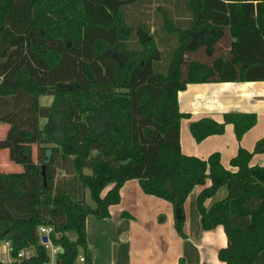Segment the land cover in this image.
<instances>
[{"label": "trees", "instance_id": "16d2710c", "mask_svg": "<svg viewBox=\"0 0 264 264\" xmlns=\"http://www.w3.org/2000/svg\"><path fill=\"white\" fill-rule=\"evenodd\" d=\"M179 2L189 6L185 22ZM158 39L176 43L166 57ZM229 81H264V0H0V104L13 102L0 114L10 126L0 149L21 166L0 169V241L11 247L10 264L50 262L41 226L53 227L56 264H93L87 218L110 217L132 179L173 206L179 231L187 197L202 187V227L223 226L228 241L218 258L264 264V166L251 164L264 139L254 151L239 147L235 170L219 152L203 159L181 150V120L190 115L178 92ZM48 95L52 104L42 106ZM230 123L241 140L257 114L202 118L190 132L200 142Z\"/></svg>", "mask_w": 264, "mask_h": 264}, {"label": "crops", "instance_id": "0c3cea01", "mask_svg": "<svg viewBox=\"0 0 264 264\" xmlns=\"http://www.w3.org/2000/svg\"><path fill=\"white\" fill-rule=\"evenodd\" d=\"M172 3L175 4V2ZM167 4L170 8L174 7L170 3ZM178 5L180 6L178 21L185 22L190 18L188 17L190 15L189 6L182 2H179ZM177 97H179L180 111L190 115V117L181 120L180 126L181 150L187 155L207 159L214 152H219L222 165L227 169L235 170L230 166V162L237 155L239 147L254 151L256 143L264 139V81L193 83L189 84L185 90L179 91ZM229 112L257 114V123L241 140L237 139L234 126L231 123L225 126L224 133L212 134L200 142L190 132V125L194 121L202 118H214L223 122L224 114ZM0 153L2 156L0 169L14 171L21 168L20 165L9 160L7 149H0ZM251 164L264 166V152L255 153ZM201 190L202 187L196 186L185 201L184 205L187 209L189 201L192 205V197L195 200ZM109 208L110 218L104 221L105 223H96L95 231L97 232H90V227L95 225V222L89 221V216L86 221L87 244L92 252L93 264H97L98 251L101 249L107 251L108 248L113 250V246L115 250H113L114 254L110 264H117L118 260L121 262L119 264H180L181 261H184V264H224L218 258V251L228 245L223 226H217L213 230H204L200 221V213H193L195 225L194 228H191L187 212L185 234L182 238L177 236L171 204L162 198L146 194L136 179L124 183L121 188L120 203L111 205ZM141 209H143L142 212ZM164 209L168 213L166 220L169 227L162 228L163 231L154 240V248L151 246L152 251L148 252L144 249L147 244L140 245L137 241H133L134 229L142 232L145 230V225L139 226L131 219L122 220V213L129 211L134 214L136 212L138 220L143 219L144 222H147V219L151 220L152 216L157 217L162 214ZM110 240L113 244L112 247L107 244ZM2 245L4 246L1 247ZM116 247L119 248V252ZM8 248H10L9 243L0 241V262L5 264L14 261L11 251L10 255L8 254L9 258H6L5 251ZM60 250V248L57 250L55 257ZM101 252L102 255L106 254L105 251ZM104 257L98 258L103 261ZM127 258H129L128 263L125 262ZM53 260L52 264H56L55 258Z\"/></svg>", "mask_w": 264, "mask_h": 264}, {"label": "rangeland", "instance_id": "374dc122", "mask_svg": "<svg viewBox=\"0 0 264 264\" xmlns=\"http://www.w3.org/2000/svg\"><path fill=\"white\" fill-rule=\"evenodd\" d=\"M155 27H159V25H155L154 28ZM158 43H159L160 48L162 50L163 57H166L167 53L168 54H169V52L171 53V50L176 45V43L174 41L173 42H165V41L160 40V39H158ZM39 101H40V104L42 106H47L48 107V105H51L52 104L53 98L51 96H49V95L48 96H41L39 98ZM12 104H13V102H10V100H6L3 103H1L0 104V114H4V113L8 112L12 108ZM46 121H47L46 119H42L41 120V124L44 125L46 123ZM9 128H10V126L8 124H6V123H0V141L1 142H3L6 139L5 136H6L7 132H8V130H9ZM36 153H37V149L35 147H33L32 155L34 157H36L37 156ZM5 154H7V153H5ZM1 157L2 156H0V158ZM20 169L21 168H19V170ZM7 171H10V170L8 169ZM209 183H210V180L208 179L207 180V184H209ZM226 192H227L226 189H222L221 192L218 195L219 198L225 196L226 195ZM188 197H187V199H188ZM196 200H197V198H195V200H194L193 197H192V205L193 206L191 205V201H189V203H188V209L185 206L186 215H187V212H188V217L190 219L189 220V223L191 224V228H194V225H195V223H194V216H192L193 213H195V214L198 213L199 214L198 205H197ZM86 202L89 203V204H91V205H93V201L90 198V192H89V190H87ZM166 202L169 203L168 201H166ZM212 202H213V200L212 199H209V200L206 201L205 204L207 206H211L210 204ZM171 207H173V206L171 205ZM20 210H22V212L28 211L27 209H20ZM142 211H143V209H141V212ZM167 214L168 213L166 212V209H164L162 211V214L158 215L157 217H153L152 216L151 220L150 219H147V222H149V223L144 222L143 219L142 220H138V218L136 216V212L134 214L133 213H130L129 211L127 213H124L123 212L121 218H122V220L126 219V221H128L129 219H131L132 221H135L136 224L139 225V226H141V225L144 226L145 225V227H144L145 230H143L142 232H138V230H135L136 228L134 229L135 235L133 236L134 239L133 238L132 239H133V241H137L138 243H140V245L147 244V246H145L144 249L147 250L148 252H151L152 251L151 246L153 248L155 246L154 240H155L156 236H158V234H160L163 231L162 228H165L166 229V228L169 227L168 221L166 220ZM173 214H174V208H173ZM108 218H110V217H107L106 219L100 220V219L95 218L93 215H89V221H94L95 222V225H91L90 232L93 233L95 231V227H97L96 226V223H105L104 221L108 220ZM186 220H187V216L185 218V222H186ZM185 222H184V226H183L182 231H179L177 229L176 224H175V215H174V224H175L176 235L177 236H180L181 238L185 234V230H184L185 229V225H186ZM162 225H164V226H162ZM95 232H97V231H95ZM105 232L107 233V230ZM101 234H102V232H101ZM107 244H108L109 247H112L113 246L111 240ZM3 246L4 245H2L1 247H3ZM116 248H117V252H119V248L118 247H116ZM58 249H59V247H57V246H55L53 244L52 245H49L48 250H49V255H50L51 260H50V262L48 264H52L53 263V261H54L53 259L56 258L55 257V254H56V252H57ZM113 250H115V247L114 246H113ZM113 250L112 249L110 250V248H108L107 251L104 250V249H101V251H105L106 252V254H103V255H102V252L101 251H98V253H97L98 255H97V258H96L97 264H110V260H111L113 254H114V251ZM30 253H31V251H28L27 255H29ZM5 254H6V258H9L10 248H8V250L5 251ZM1 255H4V254H1ZM100 256H105L104 259H103V261H101L98 258ZM116 262H117V264L121 263V262H119V260L116 261ZM125 262L128 263L129 262V258H127V260H125ZM78 263L79 264H85V263H83V261L80 260V258L78 259Z\"/></svg>", "mask_w": 264, "mask_h": 264}, {"label": "built area", "instance_id": "2783aa9c", "mask_svg": "<svg viewBox=\"0 0 264 264\" xmlns=\"http://www.w3.org/2000/svg\"><path fill=\"white\" fill-rule=\"evenodd\" d=\"M40 234L41 236L43 237L44 235H47L48 236V239H49V234L53 231V227H44V226H41L40 229ZM43 243V242H42ZM45 246L49 247V245L51 244L50 243V240H48L47 243H43ZM10 247V246H9ZM10 251H11V247H10ZM28 251L25 252V251H21L19 253V256H24V255H27ZM80 260L81 261H84V258L83 257H80Z\"/></svg>", "mask_w": 264, "mask_h": 264}, {"label": "water", "instance_id": "95a60500", "mask_svg": "<svg viewBox=\"0 0 264 264\" xmlns=\"http://www.w3.org/2000/svg\"><path fill=\"white\" fill-rule=\"evenodd\" d=\"M52 149L50 148V149H47L46 150V153H45V160H44V165H43V170H42V173H43V176H44V180H45V184H46V173H45V169H46V166L48 165V164H50V161H51V159H52ZM48 236L47 235H44L43 237H42V242L43 243H47L48 242Z\"/></svg>", "mask_w": 264, "mask_h": 264}]
</instances>
